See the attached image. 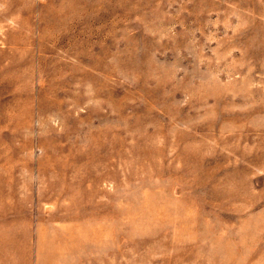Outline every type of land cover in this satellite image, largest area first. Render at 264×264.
Listing matches in <instances>:
<instances>
[{"label": "rangeland", "instance_id": "374dc122", "mask_svg": "<svg viewBox=\"0 0 264 264\" xmlns=\"http://www.w3.org/2000/svg\"><path fill=\"white\" fill-rule=\"evenodd\" d=\"M0 264H264V0H0Z\"/></svg>", "mask_w": 264, "mask_h": 264}]
</instances>
